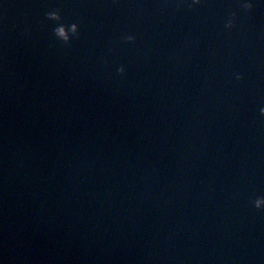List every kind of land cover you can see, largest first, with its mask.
<instances>
[{"label":"water","instance_id":"obj_1","mask_svg":"<svg viewBox=\"0 0 264 264\" xmlns=\"http://www.w3.org/2000/svg\"><path fill=\"white\" fill-rule=\"evenodd\" d=\"M0 264H264V0H0Z\"/></svg>","mask_w":264,"mask_h":264}]
</instances>
